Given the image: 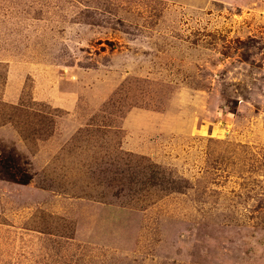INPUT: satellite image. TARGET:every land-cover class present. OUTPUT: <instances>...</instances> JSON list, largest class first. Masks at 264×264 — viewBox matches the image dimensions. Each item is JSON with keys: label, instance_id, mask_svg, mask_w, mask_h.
Wrapping results in <instances>:
<instances>
[{"label": "rangeland", "instance_id": "374dc122", "mask_svg": "<svg viewBox=\"0 0 264 264\" xmlns=\"http://www.w3.org/2000/svg\"><path fill=\"white\" fill-rule=\"evenodd\" d=\"M0 264H264V0H0Z\"/></svg>", "mask_w": 264, "mask_h": 264}]
</instances>
